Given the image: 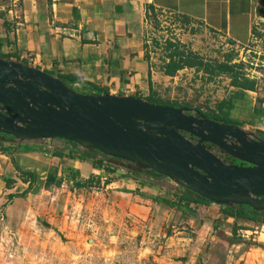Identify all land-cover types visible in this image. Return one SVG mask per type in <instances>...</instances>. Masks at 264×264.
<instances>
[{"label": "rangeland", "instance_id": "374dc122", "mask_svg": "<svg viewBox=\"0 0 264 264\" xmlns=\"http://www.w3.org/2000/svg\"><path fill=\"white\" fill-rule=\"evenodd\" d=\"M261 6L263 10L264 0ZM144 38L149 59L162 74L169 54H177L174 61L183 55L194 65L154 78L153 91L166 103L208 113L233 91L232 79L264 86L262 17L254 25L253 42L240 47L198 21L155 9L146 20ZM223 64L230 74L223 73ZM0 146L5 148L0 155L9 160L16 146ZM229 158L233 165L250 167ZM4 161L0 157V264H264V225L187 198L170 180L162 186L138 181L133 189L106 184L128 173L115 166L116 172L99 174L105 179L84 188L52 170L56 178L44 186L45 193L22 206L35 208L37 220L31 215L23 224L12 221L1 208L6 188L18 181L9 178L15 176L14 166ZM22 188L18 184L13 192Z\"/></svg>", "mask_w": 264, "mask_h": 264}, {"label": "crops", "instance_id": "0c3cea01", "mask_svg": "<svg viewBox=\"0 0 264 264\" xmlns=\"http://www.w3.org/2000/svg\"><path fill=\"white\" fill-rule=\"evenodd\" d=\"M146 5L198 21L245 47L254 40L252 29L260 19L257 9L262 8V0H0V56L55 77L85 80L111 95L144 98L150 93L149 81L153 90L155 77H168L145 57ZM230 90L219 99L231 98L230 117L247 131L264 133V86L253 90L230 86ZM56 144L35 141L15 147L9 160L0 155L7 167L14 166L15 176L9 178L18 181L6 188L8 197L1 209L8 219L23 224L32 215L37 220L35 208L22 206L36 198V193H45L52 170L62 172L70 183L87 185L105 179L100 177L105 170L89 158H71L68 149L55 156ZM27 145L36 149L25 150ZM16 168L33 171L35 182L29 186L27 177ZM113 181L109 185L133 189L139 180L122 176ZM18 184L23 188L15 193Z\"/></svg>", "mask_w": 264, "mask_h": 264}, {"label": "water", "instance_id": "95a60500", "mask_svg": "<svg viewBox=\"0 0 264 264\" xmlns=\"http://www.w3.org/2000/svg\"><path fill=\"white\" fill-rule=\"evenodd\" d=\"M1 135L16 147L38 140L75 143L80 151L163 175L216 206L264 212V140L192 108L125 95H81L45 71L0 57L3 141ZM204 143L250 167L223 162Z\"/></svg>", "mask_w": 264, "mask_h": 264}, {"label": "trees", "instance_id": "16d2710c", "mask_svg": "<svg viewBox=\"0 0 264 264\" xmlns=\"http://www.w3.org/2000/svg\"><path fill=\"white\" fill-rule=\"evenodd\" d=\"M146 9V20L150 14L151 11H154L155 8L152 5H146L145 6ZM262 9V8H261ZM257 9V14L258 16L264 18V9ZM254 34V29H252V35ZM165 44L169 45L170 47H174V44L170 41V40H165ZM179 44V43H178ZM180 46V45H179ZM146 54L145 57L147 59H149L148 56V52H147V47H144ZM177 55V54H176ZM174 54H169L166 56V61L167 63L165 64V67L163 69V73L166 76H172L175 72L183 69L184 67H194V65L191 62L188 61H183L182 56L183 55H179L180 58L177 61H174V56H176ZM0 57L2 58H9V56L6 55H1ZM24 65H27L26 63L22 62ZM222 67V71L225 74H230V68L228 67L229 65L223 64L220 65ZM50 75L53 76L52 73L50 72H46ZM57 78H59L66 87H68L69 89H71L72 91L79 93L81 95H94V96H100V95H108L109 93L102 88L96 87L94 85H92L91 83L82 80V79H77L74 78L72 76H65V75H58ZM231 86L234 88H239V89H246V90H253L254 87L250 86L248 84H241V83H237L236 81H231ZM149 87H150V93L148 94V96L142 98L144 100H146L147 102L154 104V105H159V106H170V107H174V108H185V109H191L192 107L188 106V105H179V104H175V103H166L164 102L162 99H160L158 96H156V94L154 93V91L152 90L151 87V81H149ZM136 97V96H135ZM232 108V102H231V98L229 99H222L221 101H218L214 108L211 109L210 112L208 113H203L201 110L199 109H194L198 114L203 115L204 117L215 121L217 123H221V124H228V125H234V126H240L241 124L237 121L234 120L230 117V110ZM187 113V112H186ZM194 114V113H192ZM195 115V114H194ZM256 137H258L260 140H264V133L261 131H256L255 132ZM41 141V140H38ZM0 142H4V141H0ZM55 142L57 143L55 145V148H57V152L54 153L55 156H60L61 152L60 151H66L68 149V154L71 158H74L76 156H78L80 159L82 158H89L93 161V163L97 166V168L99 169H104L105 172H110V173H114V169L112 166L115 167H122L124 169H128V173L124 174V177H129L132 176L135 179H138L139 181H143V182H150L149 184L151 185H159L162 186L163 182L166 180H170L167 177L163 176V175H159L151 170H145V169H139L138 167L118 160V159H112L106 156H102L100 157V154L97 151H93V150H84V151H80L77 147V145L75 143H71L68 141H63L60 139H56ZM35 143V142H34ZM2 143H0L1 145ZM206 147V146H205ZM207 148V147H206ZM25 150H33L36 149L35 147H30V146H26L24 148ZM208 149V148H207ZM209 150V149H208ZM0 151H5V148L0 146ZM210 151V150H209ZM212 152V151H211ZM214 153V152H212ZM219 159H221L223 162H225L226 160L224 158H222L219 154L214 153ZM221 154H224L226 156H228L226 153L221 152ZM111 160V163L109 162ZM106 162V163H105ZM106 165H105V164ZM228 163V162H225ZM105 166V167H104ZM16 170L22 175V176H26L29 178V180H27L29 186H31L36 179V174L33 171H29V170H20L17 169ZM123 176V175H121ZM55 174H49L47 179H46V184L51 183L52 181L55 180ZM171 181V180H170ZM110 183V181H107L106 184ZM74 187L75 188H84L86 186L91 187V184H81L79 182H74ZM181 187V186H180ZM182 188V187H181ZM184 196H186L187 198L196 200V201H202V202H206V203H210L209 201H207L206 199L192 193L191 191H189L188 189H184ZM219 208V210L221 211L222 214L231 217V218H236V219H242V220H248V221H252L258 224H262L264 225V212H256L254 211L251 207L246 206V205H234V206H216Z\"/></svg>", "mask_w": 264, "mask_h": 264}, {"label": "flooded vegetation", "instance_id": "af4514ba", "mask_svg": "<svg viewBox=\"0 0 264 264\" xmlns=\"http://www.w3.org/2000/svg\"><path fill=\"white\" fill-rule=\"evenodd\" d=\"M187 113H189V112H187ZM190 114H192V113H190ZM190 137V139H194L192 136H189ZM1 138H2V140L3 139H5V138H7L6 136H4V135H1ZM4 141V140H3ZM0 143H5V142H0ZM204 146H206L210 151H212V152H214V153H217V154H219L222 158H224L226 161L225 162H228V163H230V164H233V162H234V160H231L228 156H226V155H224V154H221V150H219L218 148H216L215 146H213L212 144H210V143H204L203 144ZM206 148V149H207Z\"/></svg>", "mask_w": 264, "mask_h": 264}]
</instances>
